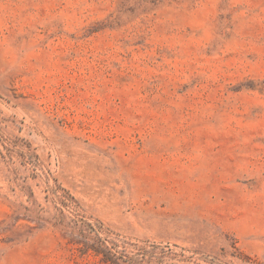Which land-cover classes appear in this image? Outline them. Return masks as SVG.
Listing matches in <instances>:
<instances>
[{
    "label": "rangeland",
    "instance_id": "rangeland-1",
    "mask_svg": "<svg viewBox=\"0 0 264 264\" xmlns=\"http://www.w3.org/2000/svg\"><path fill=\"white\" fill-rule=\"evenodd\" d=\"M0 264H264V0H0Z\"/></svg>",
    "mask_w": 264,
    "mask_h": 264
}]
</instances>
